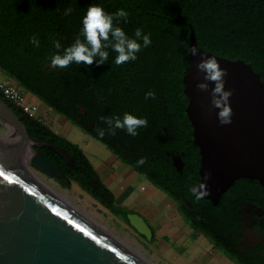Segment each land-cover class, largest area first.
Wrapping results in <instances>:
<instances>
[{"label":"trees","instance_id":"trees-1","mask_svg":"<svg viewBox=\"0 0 264 264\" xmlns=\"http://www.w3.org/2000/svg\"><path fill=\"white\" fill-rule=\"evenodd\" d=\"M92 4L102 6L107 13L124 9L129 13L128 22L121 21L119 26L129 36L141 28L151 34L152 40L149 47L137 54L135 61L117 66L116 53L109 49L105 64H84L86 73L99 81L105 76L108 81L107 75L114 74L116 82L130 83L137 98L145 102L148 126L141 132L149 150L145 154L147 162L138 166L131 155L120 153L105 139L94 136L106 143L133 171L166 193L195 232L206 236L235 264H249L237 237L239 218L234 212L239 205L234 200L241 191L235 188L255 185L264 198V187L256 180L240 179L221 196L218 205L207 199L197 201L191 195L189 186L201 182V154L194 144V129L186 113L189 99L184 93L183 80L191 67L187 49L193 27L201 49L252 65L264 82V0H0V69L75 125H78L81 64L52 69L50 58L57 52L62 54L74 43L81 31L82 19ZM67 9L71 12L65 15ZM33 36L39 46L31 43ZM54 39L59 41L60 49L55 48ZM150 91L155 93V99H145ZM16 111L30 137L49 141L68 151L73 158V165H69L57 152L46 147L40 149L64 173L56 181L66 189L76 183L130 225L128 215L135 211L117 205L114 192L84 150L44 123ZM150 148L155 149L157 156ZM167 151L181 156L182 171L172 161H166ZM152 231L155 238L156 233Z\"/></svg>","mask_w":264,"mask_h":264},{"label":"water","instance_id":"water-1","mask_svg":"<svg viewBox=\"0 0 264 264\" xmlns=\"http://www.w3.org/2000/svg\"><path fill=\"white\" fill-rule=\"evenodd\" d=\"M190 42L200 55H190L191 67L183 80L189 99L186 113L200 149V183L211 173L204 199L218 205L240 179L256 180L264 187V82L252 65L201 49L193 27ZM205 55L215 56L228 70L231 125H220L218 110L211 106L214 84L208 92L196 87L204 82L196 65ZM0 122L11 131L0 141V264H151L32 174L34 169L54 179L64 176L42 148L57 152L69 165L73 158L49 141L30 137L17 111L1 96ZM29 144L33 154L26 162ZM175 167L182 171L177 162ZM128 220L138 235L153 239L141 215L130 214Z\"/></svg>","mask_w":264,"mask_h":264},{"label":"rangeland","instance_id":"rangeland-1","mask_svg":"<svg viewBox=\"0 0 264 264\" xmlns=\"http://www.w3.org/2000/svg\"><path fill=\"white\" fill-rule=\"evenodd\" d=\"M0 76L5 80H10L2 75V71H0ZM28 97L39 105V110L44 115L43 123L55 133L65 135L68 140L79 145L85 151L94 167L100 169L104 180L110 187L122 189L124 183L132 181L137 185L136 190L140 191V187L148 189L144 194L147 198H145V201L151 202L154 207L148 204L141 205L140 203L138 204L139 208L136 209L142 213H174L169 218L170 224L165 227L168 236L156 235L152 240H146L138 235L123 217L112 214L76 183H72L71 188L66 189L56 179L33 169L32 172L36 177L43 178L45 182L68 197L72 203L95 221L125 240L154 264H235L218 249L214 248L207 238L194 234L190 224L179 213L177 204L166 193L152 185L147 179L142 178L131 168L132 171L128 167H123L116 163L114 157L104 153L106 150L102 145L90 141L89 139L91 138L86 136L77 125L41 103L37 98L29 95ZM9 135V128L0 122V138ZM95 154L103 155L100 157L105 159V165L98 161L99 159H97ZM107 163L110 165L108 166ZM134 178L138 179L136 183ZM149 188L153 189V192ZM125 194L127 192H123L121 197L127 196ZM136 195L138 196V194ZM161 200L165 202V205ZM160 208H165V210L161 211Z\"/></svg>","mask_w":264,"mask_h":264},{"label":"clouds","instance_id":"clouds-1","mask_svg":"<svg viewBox=\"0 0 264 264\" xmlns=\"http://www.w3.org/2000/svg\"><path fill=\"white\" fill-rule=\"evenodd\" d=\"M71 9L65 10V15L70 14ZM129 13L124 9H118L115 13H107L100 5L92 4L88 7L86 14L82 19V28L74 43L65 48L62 52H57L50 58L52 68L65 69L75 63L92 65L94 62L99 66L105 64L109 58V49L116 53L115 64L123 65L137 59V54L142 48H147L152 44L151 34L144 33L143 29L137 28L133 36H129L122 27L120 22H128ZM83 37V39H81ZM31 43L39 46V41L35 36L32 37ZM56 49L61 45L58 40L54 39ZM191 56H199L200 51L196 46H190ZM196 68L203 73V81L196 87L208 92L211 88V106L218 110L217 119L220 125L227 126L233 122V108L231 106L232 90H226L225 77L228 76V70L222 68L215 56H200ZM155 99L154 92H147L145 99ZM108 128L97 129L99 137L103 138L105 134L115 135L116 130H124L128 135L137 136L138 129L148 126L147 118L135 116L131 113H124L123 117H102L101 118ZM147 162L146 157H141L137 161L138 166H143ZM211 179V173L204 176V182L192 184L188 191L197 201L204 199L209 195L208 184L206 180Z\"/></svg>","mask_w":264,"mask_h":264},{"label":"flooded vegetation","instance_id":"flooded-vegetation-1","mask_svg":"<svg viewBox=\"0 0 264 264\" xmlns=\"http://www.w3.org/2000/svg\"><path fill=\"white\" fill-rule=\"evenodd\" d=\"M0 71L2 70L0 69ZM2 75L23 88L4 71H2ZM28 79L31 84V70ZM107 79L108 81H106L105 76L104 79L99 81L96 76L93 77L88 75L86 73V67L81 63L77 92V126L86 136L102 145L106 150L104 153L110 154L114 157L116 163L130 169L131 167L127 165L120 156L111 151L108 145L97 139L94 134L98 136V128L105 130L108 128V125H106L101 119L102 117L122 118L124 113H131L135 116L146 118V105L141 97L137 98L136 91L131 87L130 83L127 82L122 84L116 82L114 74L107 75ZM25 91L30 97L33 96L46 105L30 90L25 89ZM143 128L144 127L138 129L139 134L135 137L128 135L124 130L117 129L115 135H109L106 133L103 139L115 146L120 153L129 154L134 161H138L141 157H146V150L149 152L145 145L146 138L141 132ZM150 149V152L157 156L155 149ZM101 155L102 154H95L97 159H99L98 161L105 165L106 161L104 158L100 157ZM166 155L167 162L172 161L174 166L175 162H177L183 170L184 162L178 153L167 151ZM100 159L104 161H101ZM107 164L108 166L110 165L109 163ZM107 186L110 187L109 185ZM235 190L241 191L239 197L234 200L239 205V209L234 213H238L237 237H240V248L243 251V256L249 264H264V198L260 194L259 189L252 184L237 186ZM135 213L137 212L135 211ZM224 213L232 212L224 211Z\"/></svg>","mask_w":264,"mask_h":264},{"label":"crops","instance_id":"crops-1","mask_svg":"<svg viewBox=\"0 0 264 264\" xmlns=\"http://www.w3.org/2000/svg\"><path fill=\"white\" fill-rule=\"evenodd\" d=\"M62 137L64 138H67L65 135H61ZM90 141H93V143L95 142L94 140L92 139H89ZM97 143V142H95ZM98 144V143H97ZM85 152V151H84ZM87 155V154H86ZM99 174L101 175V177L103 178L102 176V173L100 171V169H96ZM135 177V176H134ZM136 179V180H135ZM104 180V178H103ZM135 180V183L138 181L137 178H134ZM105 181V180H104ZM106 182V181H105ZM107 184V183H106ZM142 184V182H141ZM108 185V184H107ZM114 194H115V197H116V203L117 205L121 206V207H124V208H128V209H131V210H136L138 211L137 214L141 215L146 221L147 223L149 224V226L151 227V229H154L156 235H161V236H168L167 232L165 231V227L168 226L170 224V220L169 218L171 216H173L174 213H142L140 210L136 209V208H139L138 207V204L141 203V205L145 204V205H149V206H152V203L151 202H146L145 201V198L146 196L144 195L146 193V191L148 189H146L144 187V189L142 187H140V191L139 190H136L137 188V185H135L132 181H129L127 183H124L123 186H122V189H118V188H113V187H110ZM153 188V187H151ZM149 188L150 191L153 192V189ZM127 190V191H126ZM123 192H127V196L125 197H121L123 196L122 193ZM139 192V193H138ZM141 192H144V193H141ZM138 194V196L136 195ZM136 195V196H135ZM119 199L120 202H119ZM147 199V198H146ZM162 201V200H161ZM163 204L165 205V202L162 201ZM165 207V206H163ZM161 211H164L165 208H160ZM194 234H196L197 236H203L205 238H207L206 236L202 235V234H199L197 232H195L193 230ZM193 234V233H192ZM208 239V238H207ZM209 240V239H208ZM210 241V240H209ZM210 244L216 248L210 241ZM218 249V248H216ZM219 250V249H218ZM220 251V250H219ZM221 252V251H220ZM223 255H225L223 252H221ZM229 260H231L227 255H225Z\"/></svg>","mask_w":264,"mask_h":264},{"label":"built area","instance_id":"built-area-1","mask_svg":"<svg viewBox=\"0 0 264 264\" xmlns=\"http://www.w3.org/2000/svg\"><path fill=\"white\" fill-rule=\"evenodd\" d=\"M0 94L14 109L43 123L44 115L40 112L39 105L30 100L25 89L12 80H5L0 76Z\"/></svg>","mask_w":264,"mask_h":264},{"label":"bare ground","instance_id":"bare-ground-1","mask_svg":"<svg viewBox=\"0 0 264 264\" xmlns=\"http://www.w3.org/2000/svg\"><path fill=\"white\" fill-rule=\"evenodd\" d=\"M10 130V129H9ZM11 133V131H10ZM8 136L6 137H3V138H0V141H2L3 139L7 140ZM28 156L26 158V162L29 161V158L31 157V155L33 154L32 153V150H30V144L28 146ZM33 174V173H32ZM34 175V174H33ZM35 176V175H34ZM38 179H40L43 183H45L47 186H49L51 189H53L55 192H57L60 196H62L64 199H66L68 202H70L72 205H74L77 209H79L81 212H83L85 215H87L89 218H91L93 221H95L91 216H89L87 213H85L83 210H81L79 207H77L74 203H72L68 197L64 196L62 193H60L58 190H56L55 188H53L50 184H48L47 182H45L43 180V178L41 177H37ZM97 224H99L101 227H103L105 230H107L109 233H111L112 235H114L116 238H118L120 241H122L124 244H126L128 247H130L132 250H134L136 253H138L140 256H142L144 259H146L147 261H149L151 264H154L152 263V261H150L149 259H147L141 252H139L138 250H136L134 247H132L131 245H129L125 240L121 239L119 236H117L116 234H114L113 232H111L110 230H108L107 228H105L104 226H102L100 223H98L97 221H95Z\"/></svg>","mask_w":264,"mask_h":264},{"label":"snow or ice","instance_id":"snow-or-ice-1","mask_svg":"<svg viewBox=\"0 0 264 264\" xmlns=\"http://www.w3.org/2000/svg\"><path fill=\"white\" fill-rule=\"evenodd\" d=\"M0 174H2V173H0Z\"/></svg>","mask_w":264,"mask_h":264}]
</instances>
